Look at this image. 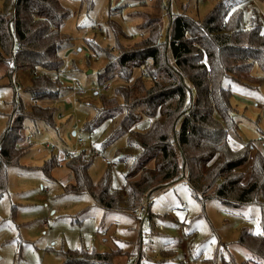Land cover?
<instances>
[{"label": "trees", "instance_id": "1", "mask_svg": "<svg viewBox=\"0 0 264 264\" xmlns=\"http://www.w3.org/2000/svg\"><path fill=\"white\" fill-rule=\"evenodd\" d=\"M248 1L222 0L203 21L169 15L165 29L152 28V21L142 24L146 36L133 46L102 49L88 43L96 56L108 61L99 86L110 82L118 86L109 96L100 97L101 107L86 130L113 121L104 148L127 135V146L117 157L131 165L125 173L126 186L118 192L110 187L108 174L100 184L92 182L91 152L68 157L75 178L68 193L89 194L106 211L133 212L144 200L151 202L155 194L184 182L203 204L219 200L230 208L264 209V153L252 143L237 150L230 145L238 124L232 91L225 85L231 81L256 88L264 81L252 75L255 65L264 74V12L253 10L246 28L241 9L234 10ZM83 2L89 7L94 4V0ZM68 17L58 0H15L0 13V65L10 77L19 70L29 71L28 91L35 97L29 110L13 102L0 137V200L7 188V170L31 148L26 122L34 129L57 130V110L47 104L61 93L72 94L73 88H64L60 81L61 51L69 40L61 28ZM110 26L122 34L118 25L111 22ZM135 71L138 76L133 80ZM14 88L19 94L21 89ZM145 120L151 122L147 130L135 129ZM245 168L250 170L247 178ZM237 243L255 257L253 263L244 264H264V235L246 228ZM65 257V264H122L127 256L121 250L104 254L73 250Z\"/></svg>", "mask_w": 264, "mask_h": 264}, {"label": "rangeland", "instance_id": "2", "mask_svg": "<svg viewBox=\"0 0 264 264\" xmlns=\"http://www.w3.org/2000/svg\"><path fill=\"white\" fill-rule=\"evenodd\" d=\"M14 1L0 0V13ZM58 1L69 12L61 28L69 40L61 51L64 66L60 81L71 89L77 82L83 88L99 86V76L108 64L107 58L90 50L89 42L102 49L133 46L146 36L142 24L152 21V28L160 25L165 29L169 15L203 21L222 0H144L139 4L133 0H94L92 7L83 0ZM263 3L250 0L234 9H241L244 27L249 28L253 10L264 12ZM111 22L122 34L113 31ZM3 68L0 65V137L8 126L13 102L29 110L35 99L28 91L29 71L19 70L10 77ZM252 75L264 78L258 65ZM137 76L135 71L133 80ZM110 83L112 89L103 95L73 98L61 93L59 99L49 102L47 106L57 110V130L34 129L26 122L25 136L30 138L31 148L18 165L7 170V188L0 200V264H65V253L73 250L100 254L121 250L127 256L122 264L253 263L255 257L237 242L246 228L264 235V209L259 206L230 208L219 200L203 204L184 182L155 194L151 202L144 200L133 212L106 211L89 194L66 191L75 184L67 166L68 152L75 149L92 153L88 174L95 185L108 174L113 190L122 192L126 186L125 173L131 163L121 162L117 154L126 148L127 135L104 148L113 121L92 132L85 127L101 107L100 97L109 96L118 86ZM15 85L21 89L19 94ZM225 85L232 91L238 124V134L231 136L230 145L237 150L252 143L264 153V81L256 88L231 81ZM150 123L145 120L135 129L145 131ZM78 138L86 141L85 147H76ZM244 171L247 178L250 170ZM143 206H147L146 212L140 215Z\"/></svg>", "mask_w": 264, "mask_h": 264}, {"label": "built area", "instance_id": "3", "mask_svg": "<svg viewBox=\"0 0 264 264\" xmlns=\"http://www.w3.org/2000/svg\"><path fill=\"white\" fill-rule=\"evenodd\" d=\"M62 73H60L61 75ZM111 89V84H105V85H102V86H95V85H92L90 88H83L80 86V84L77 82L74 84L73 86V90H72V94L71 96L73 98H79V97H83V96H86L87 94L89 93H95V94H99V93H104V92H108L109 90ZM47 148H51V145L47 144L46 145ZM86 146V141L82 138H78L76 140V147L77 148H83ZM84 150L83 149H75V150H72V151H69L68 152V157L69 158H73V157H76L78 156L79 154H81ZM146 208L147 206H143L140 208L139 212H140V215L141 214H145L146 212Z\"/></svg>", "mask_w": 264, "mask_h": 264}, {"label": "water", "instance_id": "4", "mask_svg": "<svg viewBox=\"0 0 264 264\" xmlns=\"http://www.w3.org/2000/svg\"><path fill=\"white\" fill-rule=\"evenodd\" d=\"M74 136L76 135V133L73 134Z\"/></svg>", "mask_w": 264, "mask_h": 264}, {"label": "crops", "instance_id": "5", "mask_svg": "<svg viewBox=\"0 0 264 264\" xmlns=\"http://www.w3.org/2000/svg\"><path fill=\"white\" fill-rule=\"evenodd\" d=\"M76 136V135H75Z\"/></svg>", "mask_w": 264, "mask_h": 264}]
</instances>
